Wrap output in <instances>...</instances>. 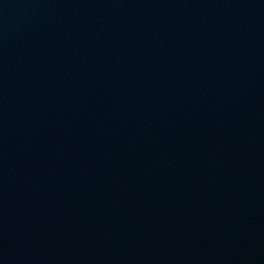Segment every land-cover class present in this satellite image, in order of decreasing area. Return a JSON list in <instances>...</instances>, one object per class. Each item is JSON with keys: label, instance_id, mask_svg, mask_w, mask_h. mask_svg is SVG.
<instances>
[{"label": "water", "instance_id": "95a60500", "mask_svg": "<svg viewBox=\"0 0 264 264\" xmlns=\"http://www.w3.org/2000/svg\"><path fill=\"white\" fill-rule=\"evenodd\" d=\"M0 264H264V0H0Z\"/></svg>", "mask_w": 264, "mask_h": 264}]
</instances>
